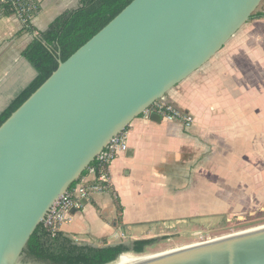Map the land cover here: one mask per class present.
Returning a JSON list of instances; mask_svg holds the SVG:
<instances>
[{
  "label": "water",
  "instance_id": "1",
  "mask_svg": "<svg viewBox=\"0 0 264 264\" xmlns=\"http://www.w3.org/2000/svg\"><path fill=\"white\" fill-rule=\"evenodd\" d=\"M263 1L133 0L59 60L0 126V264H22L51 206L110 140L212 59ZM132 256L128 264H264V225Z\"/></svg>",
  "mask_w": 264,
  "mask_h": 264
},
{
  "label": "crops",
  "instance_id": "2",
  "mask_svg": "<svg viewBox=\"0 0 264 264\" xmlns=\"http://www.w3.org/2000/svg\"><path fill=\"white\" fill-rule=\"evenodd\" d=\"M25 1L35 9L33 34L21 33L18 16L0 17V113L36 78L24 52L37 32L78 3ZM163 102L189 115L191 126L135 118L126 151L110 166L111 192L92 196L60 232L96 247L129 244L191 224L222 200L264 207V19L242 26ZM94 181L89 169L79 183Z\"/></svg>",
  "mask_w": 264,
  "mask_h": 264
},
{
  "label": "trees",
  "instance_id": "3",
  "mask_svg": "<svg viewBox=\"0 0 264 264\" xmlns=\"http://www.w3.org/2000/svg\"><path fill=\"white\" fill-rule=\"evenodd\" d=\"M133 0H78L76 7L55 18L37 36L24 52L26 61L34 68L36 78L0 113V126L33 94L57 69L58 61H66L88 42ZM22 32L33 34L30 20L35 13L31 3L22 0ZM264 19V11L256 10L250 21ZM127 128L125 129V131ZM95 167L93 162L89 169ZM71 185L76 186L88 172ZM120 212V210H118ZM120 221V219H119ZM156 239L138 240L132 246L126 243L96 247L80 244L60 231L53 236L40 224L29 238L23 254L43 264H114L123 254H145L146 249L156 244Z\"/></svg>",
  "mask_w": 264,
  "mask_h": 264
},
{
  "label": "built area",
  "instance_id": "4",
  "mask_svg": "<svg viewBox=\"0 0 264 264\" xmlns=\"http://www.w3.org/2000/svg\"><path fill=\"white\" fill-rule=\"evenodd\" d=\"M25 7L22 0H0V17L4 14H14L22 22ZM158 115L167 121H181L185 127H190L192 118L174 109L163 101L155 102L146 109L142 116ZM127 149L126 131L112 138L106 148L95 158V167L90 169L95 173V181L91 184L78 183L62 195L50 208L44 221V229L51 236L56 234L62 224L71 220V213L81 211L89 199L105 192H111L110 166L113 160Z\"/></svg>",
  "mask_w": 264,
  "mask_h": 264
},
{
  "label": "rangeland",
  "instance_id": "5",
  "mask_svg": "<svg viewBox=\"0 0 264 264\" xmlns=\"http://www.w3.org/2000/svg\"><path fill=\"white\" fill-rule=\"evenodd\" d=\"M263 9L264 1L257 10L262 11ZM237 201L230 202L226 200L224 202L222 200L214 203V206L206 207V216L192 218L191 224L182 223L173 230H165L157 237L160 241L146 249L144 255L158 254L264 225V207L255 209L254 204L247 207V203L242 204ZM243 207H246V209ZM33 262L37 261L31 259L30 263Z\"/></svg>",
  "mask_w": 264,
  "mask_h": 264
},
{
  "label": "bare ground",
  "instance_id": "6",
  "mask_svg": "<svg viewBox=\"0 0 264 264\" xmlns=\"http://www.w3.org/2000/svg\"><path fill=\"white\" fill-rule=\"evenodd\" d=\"M136 261H137L136 257H133L130 254H126L122 256L116 264H128V263H133Z\"/></svg>",
  "mask_w": 264,
  "mask_h": 264
},
{
  "label": "flooded vegetation",
  "instance_id": "7",
  "mask_svg": "<svg viewBox=\"0 0 264 264\" xmlns=\"http://www.w3.org/2000/svg\"><path fill=\"white\" fill-rule=\"evenodd\" d=\"M164 239V238H163ZM157 240V239H156ZM162 241V240H161ZM159 242V241H158ZM29 260V261H28ZM31 258L26 257V255H22L21 257V263L22 264H30ZM34 263V262H33ZM40 263V262H39ZM43 264V263H42Z\"/></svg>",
  "mask_w": 264,
  "mask_h": 264
}]
</instances>
